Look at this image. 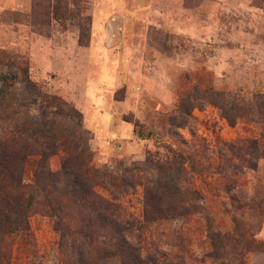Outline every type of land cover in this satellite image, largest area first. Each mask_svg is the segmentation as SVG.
Returning <instances> with one entry per match:
<instances>
[{
	"label": "rangeland",
	"instance_id": "374dc122",
	"mask_svg": "<svg viewBox=\"0 0 264 264\" xmlns=\"http://www.w3.org/2000/svg\"><path fill=\"white\" fill-rule=\"evenodd\" d=\"M0 54V128L74 157L87 146L92 165L111 171L147 169L170 150L196 156L202 213L163 223L153 241L177 264H264V160L240 175L219 170L224 144L264 137V116L239 117L235 99L264 102V0H0ZM143 197L139 186L124 201L138 219ZM30 225L12 264H62L55 219L38 213ZM180 232L188 253L175 259Z\"/></svg>",
	"mask_w": 264,
	"mask_h": 264
},
{
	"label": "trees",
	"instance_id": "16d2710c",
	"mask_svg": "<svg viewBox=\"0 0 264 264\" xmlns=\"http://www.w3.org/2000/svg\"><path fill=\"white\" fill-rule=\"evenodd\" d=\"M235 99L243 106H238L239 117H250L254 109L264 116V102L246 100L238 94ZM26 131L0 128V264H12L17 239L30 243V217L38 213L55 219L62 264H177L170 262L168 253L157 246L153 236L163 223L202 213L196 206L203 197L189 177L190 172L203 168L196 156L170 150L166 159L149 156L142 165L147 169L120 164L117 171H111L92 165L93 154L87 146L82 155L74 157L72 152L63 154L62 146L50 138L40 143L27 137L30 135ZM60 153L61 167L54 171L49 160ZM222 156L229 165L227 169L219 166L224 175L256 170L264 160V137L224 144ZM32 157H39L38 167L33 182L28 183L25 171ZM144 171L157 173L158 178L145 180L141 177ZM173 172L179 179L176 184ZM139 186L144 188L142 219L124 203ZM175 239L170 247L177 250L175 259H182L188 253L186 237L180 232Z\"/></svg>",
	"mask_w": 264,
	"mask_h": 264
}]
</instances>
